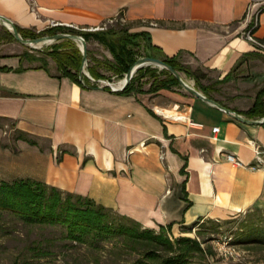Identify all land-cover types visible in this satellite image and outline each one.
<instances>
[{
    "label": "crops",
    "instance_id": "crops-1",
    "mask_svg": "<svg viewBox=\"0 0 264 264\" xmlns=\"http://www.w3.org/2000/svg\"><path fill=\"white\" fill-rule=\"evenodd\" d=\"M259 2L0 0V15L38 30L125 16L132 31L150 33L159 58L200 67L212 99L259 120L264 116L244 112L264 89V55L243 37L241 23L249 4L256 12ZM258 19L255 34L264 39V10ZM149 88L126 94L85 87L48 57L0 53V177L92 198L144 227L170 226L172 237L198 220L264 209V166L251 168L259 164L257 150L264 157V122L238 120L182 86ZM211 264L238 263L216 254Z\"/></svg>",
    "mask_w": 264,
    "mask_h": 264
},
{
    "label": "trees",
    "instance_id": "trees-1",
    "mask_svg": "<svg viewBox=\"0 0 264 264\" xmlns=\"http://www.w3.org/2000/svg\"><path fill=\"white\" fill-rule=\"evenodd\" d=\"M263 10L264 7L261 11ZM115 25L123 26L117 39L111 38L114 37L113 33L116 32H112L109 28L101 31H86L66 25H56L37 31L36 28L16 26L20 34L26 39L37 38L45 34L72 33L82 35L87 43L91 40L101 42L107 46L114 57V62L106 63L105 67L118 78L125 76L132 65L142 57L140 54L142 48L149 50L143 56L159 58L155 53L156 46L153 45L149 32L145 30L132 31L129 23H117ZM5 36L16 39L8 29H5ZM2 39L3 37L0 36V43ZM24 54L33 59L50 57L57 64L61 75L69 76L85 87H97L91 84L88 77L82 73L83 53L72 39L59 40L52 44L50 49L42 56H35L28 52H24ZM89 55L88 50L87 69L90 74L97 79L112 80V77L105 78V74L99 68L101 63L95 58H90ZM162 59L172 65L175 70L185 72L188 76L194 78L196 86L202 89L208 97L213 98L209 94V89L202 83L207 74L200 67L193 69L191 66L183 64L178 56H166ZM90 61H93L92 64ZM145 83H150L149 90L153 92L181 87L179 80L169 70H159L147 65L138 69L128 85L120 92L130 94L142 88ZM104 88L110 89L109 86ZM244 114L248 117L264 116V89L258 92L255 103ZM1 211L10 212L27 223L63 224L67 229L66 236L77 243H84L91 237L114 235H121L132 241H142L143 245L147 246V255H145L147 258L162 257L163 255H160L159 252L166 254V257L161 261L162 264H190L197 254H201L203 257L215 256L213 248L211 246L204 247L203 242L199 239L201 232L207 229L208 224L211 225L210 228L216 229L222 223V221L212 219L198 220L189 226L183 227L189 231L196 229L198 237L179 236L172 240L170 226H161L159 230L147 228L120 215L111 208L96 203L92 198L62 191L43 181L32 179L7 181L0 177ZM111 214H114V217ZM114 219L122 220L130 225L126 223L117 225ZM219 237L213 235L211 239L214 240ZM232 243L264 249V228L257 225L246 227L236 239L232 237ZM146 264H149V262H146Z\"/></svg>",
    "mask_w": 264,
    "mask_h": 264
},
{
    "label": "rangeland",
    "instance_id": "rangeland-1",
    "mask_svg": "<svg viewBox=\"0 0 264 264\" xmlns=\"http://www.w3.org/2000/svg\"><path fill=\"white\" fill-rule=\"evenodd\" d=\"M50 27H53V25H49L46 28ZM122 27V25L109 26L108 28L112 32H116L113 33L114 37L111 38L117 39L121 34L120 30ZM5 29L7 28L0 24V36L3 37L0 43V53L17 54L28 52L35 56H42L43 53L50 49L52 44L58 42L55 41L40 48L28 47L16 39L5 36ZM44 29H37V31ZM74 42L78 46L81 44L80 42ZM88 50L90 52L89 57L95 58L101 63L99 68L105 74V78L115 77V74L105 67L106 63L114 62V57L107 46L99 41L91 40L88 42ZM148 51L146 48H142L140 54L143 57ZM48 59L51 60L52 58L48 57ZM90 62L92 64L93 61ZM155 68L164 70V68L160 67ZM180 74L189 83L195 85L194 78L188 76L185 72H180ZM123 78L124 76L122 78L116 77L110 81L118 83ZM182 89L186 91L185 88L182 87ZM63 196L66 197L65 194ZM111 216L114 217V214H111ZM114 220L117 225L120 223L129 224L119 219ZM252 225L264 228V209H257L251 213L242 214L234 220L222 221L221 226L216 229L210 228L211 225L208 224L207 229L201 232L199 240L203 242L204 247L211 246L216 255L217 251L214 247L213 239H211L213 235H229L236 239L243 229ZM66 235L67 229L63 224L27 223L10 212L1 211L0 264H146V262H149V264H162V259L166 257L164 252H159L160 255H163L162 257L147 258L145 256L147 255V246L143 245L142 241H132L121 235L91 237L84 243L73 242ZM176 235L177 237H198L196 229L189 231L182 228ZM177 237H172L171 235L172 240ZM236 245L240 252L239 255L230 259L220 257L238 264H264V249L251 245ZM211 259L212 256L203 257L201 254H197L190 264H211Z\"/></svg>",
    "mask_w": 264,
    "mask_h": 264
},
{
    "label": "water",
    "instance_id": "water-1",
    "mask_svg": "<svg viewBox=\"0 0 264 264\" xmlns=\"http://www.w3.org/2000/svg\"><path fill=\"white\" fill-rule=\"evenodd\" d=\"M0 24H2L4 27H6L22 44L28 46V47H35V48H40L37 45L39 43H43L46 41H49L50 43H53L55 41H59L61 39H72L76 42H80L79 47L83 53V62H82V73H84L85 69L87 68V63H88V43L85 40V38L82 35L78 34H72V33H58L54 35H45V36H40L37 38H24L20 32L18 31V28L16 24L10 20L7 17L1 16L0 15ZM49 43V44H50ZM147 65H153L155 67H160L169 70L180 82L181 86L191 92L192 94L196 95L197 97L203 99L206 102H210L214 105H216L218 108L224 110L228 114H230L232 117L244 121V122H250V123H260L264 122V117L259 119V120H249L245 116H243L240 113H237L235 111H232L231 109L223 106L222 104L218 103L214 99L206 96L203 94L194 84L189 83L184 77L180 74L179 71L175 70L172 65L168 64L165 60L161 58H156V57H151V56H143L140 57L134 65L129 69V71L125 74L123 78V86L122 88H117L115 87L114 83L111 82L109 79H106V86H109L112 90H122L124 89L128 83L131 81L133 76L135 75L136 71L144 66ZM100 88H103L105 86H97Z\"/></svg>",
    "mask_w": 264,
    "mask_h": 264
},
{
    "label": "built area",
    "instance_id": "built-area-1",
    "mask_svg": "<svg viewBox=\"0 0 264 264\" xmlns=\"http://www.w3.org/2000/svg\"><path fill=\"white\" fill-rule=\"evenodd\" d=\"M262 6L255 12L254 6L256 5L255 3H250L244 17L241 20V23L245 25V29L242 32L243 37H245L255 48V50L261 54L264 55V39L258 37L255 34V30L258 26V16L259 13L264 7V0H260ZM117 23L120 24H127V18L125 16L119 15V16H114L106 19L102 24L98 26H93V27H79L73 24H67L66 26L73 27L76 29H81V30H86V31H101L107 29L111 25H115ZM145 24H148L150 26H156L158 25V22L155 20H146L144 21ZM53 26L60 25L57 22L52 23ZM88 66V63H87ZM84 75L88 77L89 82L95 86H106V79H97L93 77L88 69L86 68L84 71ZM84 82V80H82ZM115 87L117 88H122L123 86V79L120 80L118 83H114ZM1 96V94H0ZM219 130V127L216 126L214 127L213 131L216 133ZM257 158H258V165L251 166V168H260L264 166V157L262 156L263 152L261 150H257ZM162 159H164V153L161 155ZM227 160L234 163L237 166L243 165V163L238 160L234 155L232 154H227L226 156ZM214 242V247L217 251V254L221 256L224 259H230V258H235L237 255L240 254L239 250L237 249V245L232 243V237L229 235H224L220 236L219 238H216L213 240Z\"/></svg>",
    "mask_w": 264,
    "mask_h": 264
},
{
    "label": "bare ground",
    "instance_id": "bare-ground-1",
    "mask_svg": "<svg viewBox=\"0 0 264 264\" xmlns=\"http://www.w3.org/2000/svg\"><path fill=\"white\" fill-rule=\"evenodd\" d=\"M50 42L49 41H46V42H43V43H39L37 46L38 47H42L43 45H46V44H49ZM188 116H186L187 118Z\"/></svg>",
    "mask_w": 264,
    "mask_h": 264
}]
</instances>
